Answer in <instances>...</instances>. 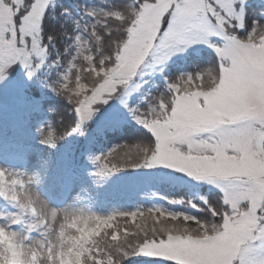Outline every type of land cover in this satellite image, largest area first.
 I'll list each match as a JSON object with an SVG mask.
<instances>
[{"label":"snow or ice","instance_id":"snow-or-ice-1","mask_svg":"<svg viewBox=\"0 0 264 264\" xmlns=\"http://www.w3.org/2000/svg\"><path fill=\"white\" fill-rule=\"evenodd\" d=\"M244 3L136 0L130 19L119 10L109 11L104 15L122 23V36L106 61L85 56L91 85L83 79L72 82V64L60 87L53 88L75 102L77 120L71 129L75 132L100 106L128 88L147 63L153 71L163 72L172 56L194 44L206 45L217 57L214 77L207 68L181 73L166 80V93L155 103L149 101L145 110L125 105L151 134L149 144L124 146L96 157L101 176L125 167L164 166L196 185L212 186L219 193L215 203L206 197L187 201L191 208L206 212L207 218L161 207L76 218L74 225L79 221L87 229L74 245L78 264H123L134 256L171 264H248L257 253L261 255L258 264H264V162L254 165L249 160L254 156L264 161V127L254 133L243 122L237 103L253 79L264 84V41L258 35L264 24L254 22L241 40L238 31L246 26ZM51 7L54 0H0V80L17 62L29 78L47 63L54 37L46 34L44 20ZM75 41L80 45L82 37L75 36ZM57 139L53 130L44 133V143L51 147ZM146 213L153 226L136 225L132 232L124 229L121 239L120 225L113 226L112 221L121 218L127 223L131 218L135 223ZM197 249L202 256L193 255Z\"/></svg>","mask_w":264,"mask_h":264},{"label":"trees","instance_id":"trees-1","mask_svg":"<svg viewBox=\"0 0 264 264\" xmlns=\"http://www.w3.org/2000/svg\"><path fill=\"white\" fill-rule=\"evenodd\" d=\"M132 2L133 0H54V7L49 9L44 20L46 34L54 37L53 43L49 45L47 63L31 78L24 95L16 101V105L10 108V105L0 104V115L6 123L4 135L16 138L32 137L37 130L38 120L45 117L52 124L53 131L58 137L54 147L43 145L44 153L55 162L57 175L66 177L72 170L79 171L86 190L94 199L100 196L111 199L122 195L136 200L140 210L150 208L153 201L163 203L174 212L207 218L206 212H198L191 208L187 201L199 202V197H206L215 203L218 191L208 189L206 185H196L184 174L169 172L159 166L125 167L101 176L97 174L100 166L97 165L99 161L96 157L101 150L111 151L124 146L149 144L152 140L151 134L133 122L129 107L145 110L149 101L155 103L157 97L166 93V80L175 79L184 71L195 72L213 66L217 61L213 52L206 49L192 51L185 59L171 63L161 76L146 80L140 91L129 101L126 110L115 117L101 118L104 111L122 96L121 90L106 104L100 106L94 117L84 122L75 132L71 131L77 120L75 102L70 101L66 94L53 90L62 84V76L67 72L74 57L80 69V79L91 85L92 77L86 70L85 59L76 56L78 45L75 36L83 33L88 38L86 54L95 57L97 62L107 60L116 49V41L122 36L121 22L108 17H102L100 22L97 21L98 17L95 18L88 13L92 12V9H104L107 12L119 10L130 19L134 11ZM263 12L264 8L255 0L247 4V25L249 26L253 20L264 24ZM57 60L58 65L55 63ZM17 67L18 65H14L9 69L11 75L17 73L18 69H15ZM173 200L183 203H171ZM136 225L151 228L153 220L146 213L143 218H136L135 223L131 219L127 223L120 222L121 239L124 229L136 231ZM123 264H171V262L134 256L126 259Z\"/></svg>","mask_w":264,"mask_h":264},{"label":"rangeland","instance_id":"rangeland-1","mask_svg":"<svg viewBox=\"0 0 264 264\" xmlns=\"http://www.w3.org/2000/svg\"><path fill=\"white\" fill-rule=\"evenodd\" d=\"M252 1L254 0H245L246 26L244 29L238 31L240 36H246L248 31L253 27V23L257 22L253 20L248 26L246 21L248 18L246 6ZM255 1L264 8V0ZM135 2L136 0H133L131 4L132 7ZM5 7H7V5H5ZM247 26L250 29H248ZM81 37L82 41L79 45L77 57L81 56L85 58V56H89L86 54L87 38L85 36ZM201 49L212 51V49L204 44L189 46L185 51L178 52L172 56L164 65L163 71L167 68L168 64L177 61L179 58L187 57L190 51H199ZM72 64H74V62H72L71 65ZM14 65H18L15 69L20 70V77L16 80L12 79L10 76H6L5 79L0 80V104L8 103L9 105H16V101L24 95L23 91L25 85H27L30 79L24 71L26 68L18 62L11 65L7 70L11 69ZM74 65L75 67H73L72 71L69 73L73 83L80 79V69L76 64ZM163 73L164 72L153 71L152 64L150 62L147 63L146 66L142 68L141 74L136 77V80L130 82L128 88L121 89L123 96L118 103L108 107L101 118L118 116L121 111L126 110L127 107L125 105H128L129 100L140 91L146 77L159 76ZM137 85H139L138 88ZM134 123L138 124L135 120ZM4 125L5 120L0 115V135L3 134ZM48 130H53L52 124L40 121L37 125V141L42 142L44 133ZM16 147L17 149L12 153H6L0 148V170L6 174L7 178H5V183L12 178L24 182L29 197L34 201V205L41 209L44 220L42 223L38 222L36 216L30 211H22L14 202L9 200L2 201L0 199V224H10L11 220L15 218L18 224L11 225V227L19 231L16 234V241L13 242V247L8 249L7 256H5L4 252L0 251V264H5V262L6 264H12L14 259L12 253L14 250L20 252V255L15 257L18 264H78V261L75 259L76 248L74 245L78 244L80 238L86 233L87 229H85L84 225L79 221L74 225V219H86L92 216L106 217L120 212L140 210L138 204L131 199L116 201L106 200L101 197L99 201L92 202L90 197L84 192L79 177L74 175L68 185L54 177V165L50 158L42 157L39 147H33L27 144H18ZM104 155L106 154H99V156ZM249 160L254 165H259L264 162L257 160L254 156L249 157ZM159 167L175 171L164 166ZM206 185L213 188L208 184ZM17 190H20L19 186H17ZM153 207H161L169 212H173L167 209L163 204H153L152 208ZM51 208L56 209L54 215ZM122 221L124 220L117 218L112 221L113 226L116 224L120 225ZM111 230L112 229H106V231L109 232ZM25 238H27L26 242ZM97 239H99V237H97ZM25 247L32 248L28 260L24 259ZM256 247H259V245L257 244ZM162 254L166 255L167 253ZM193 255L202 256L203 253L197 249L193 251ZM173 258L180 259L179 256H174ZM260 259L261 255L257 253L249 258L248 264H253V262L258 264Z\"/></svg>","mask_w":264,"mask_h":264},{"label":"clouds","instance_id":"clouds-1","mask_svg":"<svg viewBox=\"0 0 264 264\" xmlns=\"http://www.w3.org/2000/svg\"><path fill=\"white\" fill-rule=\"evenodd\" d=\"M258 35L261 40L264 41V30H261ZM246 36H241V40ZM211 77L215 76V66H209ZM237 103L242 109V115L244 116L243 122L250 125L254 133H259L261 128L264 127V84L255 79L249 85L248 90L240 97L237 98ZM44 143V138L43 141ZM19 186V191L17 190ZM0 197H4L6 200L14 202L22 211H30L36 216L38 222H43L44 216L41 209L34 205V201L29 197L27 189L23 181L16 178H12L5 183V177L0 172ZM52 213L56 212V209L51 208ZM18 224L13 218L9 223L0 224V251L4 252L5 256L8 254V249L13 247V242L16 241V234L18 230H14L11 225ZM27 238H25L26 242ZM31 247L24 248V259L28 260L31 253ZM14 259L12 264H18L15 259L20 255L19 251L14 250L12 253Z\"/></svg>","mask_w":264,"mask_h":264}]
</instances>
